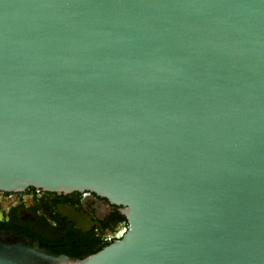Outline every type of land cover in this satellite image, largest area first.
<instances>
[{"label": "water", "instance_id": "obj_1", "mask_svg": "<svg viewBox=\"0 0 264 264\" xmlns=\"http://www.w3.org/2000/svg\"><path fill=\"white\" fill-rule=\"evenodd\" d=\"M90 191L122 236L78 260L264 264V0H0V190Z\"/></svg>", "mask_w": 264, "mask_h": 264}, {"label": "flooded vegetation", "instance_id": "obj_2", "mask_svg": "<svg viewBox=\"0 0 264 264\" xmlns=\"http://www.w3.org/2000/svg\"><path fill=\"white\" fill-rule=\"evenodd\" d=\"M126 225L119 206L90 191L55 192L33 186L0 190V229L22 234L72 260L119 239Z\"/></svg>", "mask_w": 264, "mask_h": 264}]
</instances>
